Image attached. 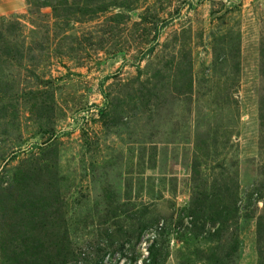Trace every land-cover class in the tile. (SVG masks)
<instances>
[{
  "label": "rangeland",
  "instance_id": "374dc122",
  "mask_svg": "<svg viewBox=\"0 0 264 264\" xmlns=\"http://www.w3.org/2000/svg\"><path fill=\"white\" fill-rule=\"evenodd\" d=\"M0 264H264V0H0Z\"/></svg>",
  "mask_w": 264,
  "mask_h": 264
},
{
  "label": "trees",
  "instance_id": "16d2710c",
  "mask_svg": "<svg viewBox=\"0 0 264 264\" xmlns=\"http://www.w3.org/2000/svg\"><path fill=\"white\" fill-rule=\"evenodd\" d=\"M18 186L12 187V188H7L4 190V195H2V200L6 203H9L12 207L13 210H18L19 212V206L21 202L19 201L20 199L22 200L25 195H27V198L30 199L31 201L36 203V188L35 184L34 187L31 186L30 183L28 184H23L22 179L18 180ZM32 203V202H31ZM34 207V212L37 214L38 208H36V205H33ZM37 222H34V229H36ZM34 249H36L34 247Z\"/></svg>",
  "mask_w": 264,
  "mask_h": 264
}]
</instances>
